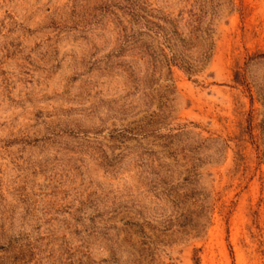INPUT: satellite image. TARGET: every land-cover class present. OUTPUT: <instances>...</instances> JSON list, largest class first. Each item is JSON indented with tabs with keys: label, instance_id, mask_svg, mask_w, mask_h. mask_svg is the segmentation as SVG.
Returning <instances> with one entry per match:
<instances>
[{
	"label": "rangeland",
	"instance_id": "obj_1",
	"mask_svg": "<svg viewBox=\"0 0 264 264\" xmlns=\"http://www.w3.org/2000/svg\"><path fill=\"white\" fill-rule=\"evenodd\" d=\"M0 264H264V0H0Z\"/></svg>",
	"mask_w": 264,
	"mask_h": 264
}]
</instances>
